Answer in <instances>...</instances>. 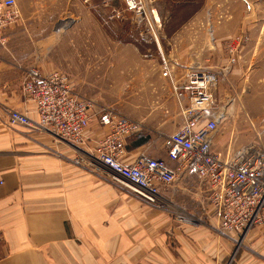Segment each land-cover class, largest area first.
<instances>
[{
  "label": "crops",
  "instance_id": "0c3cea01",
  "mask_svg": "<svg viewBox=\"0 0 264 264\" xmlns=\"http://www.w3.org/2000/svg\"><path fill=\"white\" fill-rule=\"evenodd\" d=\"M22 22L16 19L6 28L10 49L0 50V264H264V228H252L243 237L222 235L211 217L202 229L182 233L166 211L114 181L107 167L92 161V147L106 130L94 118L86 133V159L71 156L69 143L44 130L10 124L12 109L37 117L33 103L21 91L29 66L7 57L14 53L19 58L12 46ZM49 39L47 34L42 42ZM190 51L187 44L170 55L161 50L160 55L119 50L120 84L128 91L124 102L131 106L127 116L140 122L141 113L142 118L168 123L159 131L162 137L177 129L183 117L171 95L167 72L175 78L187 72ZM40 70L62 71L79 94L91 98L95 107L101 105L82 92L83 72ZM115 72L110 70L112 75ZM136 135L127 138L123 161L129 163L140 153L164 156V151L150 150L147 142L140 144V132ZM180 182L185 188L198 185L193 175ZM194 238L199 246H194ZM241 239L250 242L248 251L240 252L239 246L230 260L233 245Z\"/></svg>",
  "mask_w": 264,
  "mask_h": 264
},
{
  "label": "rangeland",
  "instance_id": "374dc122",
  "mask_svg": "<svg viewBox=\"0 0 264 264\" xmlns=\"http://www.w3.org/2000/svg\"><path fill=\"white\" fill-rule=\"evenodd\" d=\"M146 1L157 13L158 26L136 20L125 0H16L17 19L23 24L12 51L16 50L20 59L14 53V57L6 53L7 57L26 67L83 72L82 92L97 104L129 115L131 106L124 102L128 91L120 84L119 50L131 48L159 55L161 50L170 55L179 45H191L189 69L219 73L216 107L222 108L224 119L217 146L223 148L233 130L235 146L257 141L264 147V0ZM47 34L49 41L42 42ZM9 44L8 37L0 50L8 51ZM232 56L234 62H230ZM111 69L116 70L113 75ZM148 117L142 118L140 113V139H146L150 150L163 151V135L158 134L168 123ZM80 146L66 144L71 156L86 159L87 145ZM189 186L176 183L164 191L165 199L155 204L182 233L202 229L211 220L198 185ZM192 242L200 244L195 238ZM247 243L241 239L233 245L229 259L239 246L240 252L248 251Z\"/></svg>",
  "mask_w": 264,
  "mask_h": 264
},
{
  "label": "built area",
  "instance_id": "2783aa9c",
  "mask_svg": "<svg viewBox=\"0 0 264 264\" xmlns=\"http://www.w3.org/2000/svg\"><path fill=\"white\" fill-rule=\"evenodd\" d=\"M125 2L136 20L159 25L146 0ZM16 19V0H0V45L6 44L4 31ZM234 61L232 56L230 62ZM167 76L183 122L163 137L164 156L140 153L129 163L123 161L126 140L142 131L141 122L109 105L95 107L59 70L43 73L27 68L21 91L33 103L37 117L12 109L9 123L44 130L57 140L80 146L87 145L86 133L94 118L106 130L92 147V161L107 167L114 181L144 202L161 203L165 190L193 175L222 235L243 237L252 228H264V147L257 141L235 146L233 130L223 148L216 144L224 119L222 108L216 107L219 73L198 68L179 78L171 71Z\"/></svg>",
  "mask_w": 264,
  "mask_h": 264
},
{
  "label": "trees",
  "instance_id": "16d2710c",
  "mask_svg": "<svg viewBox=\"0 0 264 264\" xmlns=\"http://www.w3.org/2000/svg\"><path fill=\"white\" fill-rule=\"evenodd\" d=\"M146 142V139H140V144Z\"/></svg>",
  "mask_w": 264,
  "mask_h": 264
},
{
  "label": "bare ground",
  "instance_id": "6f19581e",
  "mask_svg": "<svg viewBox=\"0 0 264 264\" xmlns=\"http://www.w3.org/2000/svg\"><path fill=\"white\" fill-rule=\"evenodd\" d=\"M185 216V215H184ZM186 217V216H185Z\"/></svg>",
  "mask_w": 264,
  "mask_h": 264
}]
</instances>
